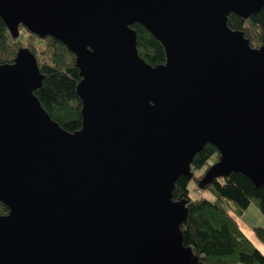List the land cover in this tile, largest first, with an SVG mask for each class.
Returning a JSON list of instances; mask_svg holds the SVG:
<instances>
[{"label":"water","instance_id":"95a60500","mask_svg":"<svg viewBox=\"0 0 264 264\" xmlns=\"http://www.w3.org/2000/svg\"><path fill=\"white\" fill-rule=\"evenodd\" d=\"M264 0H0L23 25L75 55L82 128L66 130L35 90L21 47L0 63V264H202L184 244L173 199L206 143L220 153L199 181L241 172L264 185V45L228 23ZM164 46L152 65L134 23Z\"/></svg>","mask_w":264,"mask_h":264},{"label":"trees","instance_id":"16d2710c","mask_svg":"<svg viewBox=\"0 0 264 264\" xmlns=\"http://www.w3.org/2000/svg\"><path fill=\"white\" fill-rule=\"evenodd\" d=\"M228 23L241 29L251 46L264 45V7L247 18L231 13ZM132 27L137 33L141 57L152 65L164 63L163 44L142 24L136 22ZM21 47H28L36 55L43 74L42 84L35 90L41 104L66 130L72 133L80 130L83 103L77 87L82 76L76 55L59 39L51 35L41 37L23 25L19 36L14 37L0 16V63L14 62ZM219 157L218 148L206 143L192 161V177L181 175L175 182L173 199L185 201L188 207L181 224L184 244L193 249L202 264H264V251L245 235L230 212L231 209L240 215L255 203L264 214V185H256L241 172H231L200 187L199 181L211 165L208 161L213 158L215 162ZM192 179L200 196H191ZM202 188H208L215 197L202 196ZM8 212V206L0 200V214ZM253 232L264 245V226H254Z\"/></svg>","mask_w":264,"mask_h":264},{"label":"rangeland","instance_id":"374dc122","mask_svg":"<svg viewBox=\"0 0 264 264\" xmlns=\"http://www.w3.org/2000/svg\"><path fill=\"white\" fill-rule=\"evenodd\" d=\"M199 172L200 170L196 171L197 174ZM189 187H190L191 196L193 197L200 196L198 194V190L196 188V182L194 179L191 180ZM201 195L207 198H211V199L215 197L214 194H212V192L208 188H202ZM229 209H230V206H229ZM230 212L234 216H237L240 222V225L244 231L247 230V226L249 227H254L258 225L264 226V214L255 203H251L249 207L240 215H236L231 209H230Z\"/></svg>","mask_w":264,"mask_h":264},{"label":"crops","instance_id":"0c3cea01","mask_svg":"<svg viewBox=\"0 0 264 264\" xmlns=\"http://www.w3.org/2000/svg\"><path fill=\"white\" fill-rule=\"evenodd\" d=\"M237 221L239 222L237 216H236ZM240 225V222H239ZM241 227V225H240ZM242 229V227H241ZM242 231L245 233V235H247L262 251H264V245L258 241V239L255 237V234L253 232V227H249L247 226V230H243Z\"/></svg>","mask_w":264,"mask_h":264},{"label":"built area","instance_id":"2783aa9c","mask_svg":"<svg viewBox=\"0 0 264 264\" xmlns=\"http://www.w3.org/2000/svg\"><path fill=\"white\" fill-rule=\"evenodd\" d=\"M211 159H213V158H210V160H209L208 162L212 164V163H213V161H212ZM199 191H200V190H199Z\"/></svg>","mask_w":264,"mask_h":264}]
</instances>
